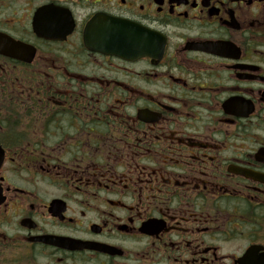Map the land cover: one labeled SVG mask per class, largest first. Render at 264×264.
Listing matches in <instances>:
<instances>
[{"label":"flooded vegetation","instance_id":"af4514ba","mask_svg":"<svg viewBox=\"0 0 264 264\" xmlns=\"http://www.w3.org/2000/svg\"><path fill=\"white\" fill-rule=\"evenodd\" d=\"M0 264H264V0H0Z\"/></svg>","mask_w":264,"mask_h":264}]
</instances>
